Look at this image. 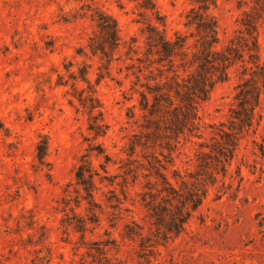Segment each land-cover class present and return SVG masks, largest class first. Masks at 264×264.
I'll return each mask as SVG.
<instances>
[{
  "label": "rangeland",
  "instance_id": "374dc122",
  "mask_svg": "<svg viewBox=\"0 0 264 264\" xmlns=\"http://www.w3.org/2000/svg\"><path fill=\"white\" fill-rule=\"evenodd\" d=\"M94 1L118 19L124 41L137 37V45L145 46L142 30L146 21L139 15L136 2ZM81 4L80 0H0V264H35L39 256L48 253L46 247L51 251L52 264H98L90 253L97 255L96 243L106 239H115L118 244L108 248L109 258L122 259L124 264H264V118L257 131L241 141L230 174L210 189L187 230L159 245L149 256L150 262L140 256L144 252L140 238L123 236L124 221L133 217L146 225L145 233L149 234L146 210L133 204L145 179L131 188V199L125 205L134 212L124 211V220L115 227L105 213L101 225L87 233L85 242L81 233L66 230L62 224L63 198L67 184L76 183L75 168L81 156L92 143L101 145L118 162L111 163V173H118L121 159L130 157L131 138L140 129L129 117L139 95L130 99L134 76H127L125 47L121 50L123 60L113 63L112 76L98 86L109 124L105 136L87 140L92 136L88 115L78 112L77 100L70 102V84L58 85L59 74L68 79L67 61H83L78 48L88 43L94 29L90 19L74 18ZM158 5L166 17L169 36L178 30L189 31L185 26L191 7L188 0H158ZM214 13L219 20L220 46H224L239 28L241 10L237 0H218ZM260 43L264 57V29ZM89 62L94 63L91 78L95 82L98 59ZM240 81V73L232 68L229 80L215 86L200 108L203 137L183 141L174 154L175 168L184 174L195 170L199 143L217 131L215 125L228 120ZM136 112L140 114L138 109ZM40 135H47L50 141L45 165L37 156ZM139 153L143 159L141 148ZM93 160L104 173L100 168L104 156H93ZM224 181L233 187H225ZM99 186L108 190L100 182ZM103 190L97 197L104 202ZM78 211L85 212L84 208ZM33 220L35 228H30L28 223ZM42 225L50 233L45 245L36 242Z\"/></svg>",
  "mask_w": 264,
  "mask_h": 264
},
{
  "label": "trees",
  "instance_id": "16d2710c",
  "mask_svg": "<svg viewBox=\"0 0 264 264\" xmlns=\"http://www.w3.org/2000/svg\"><path fill=\"white\" fill-rule=\"evenodd\" d=\"M80 1L82 4L74 18L90 19L94 29L88 43L78 48L77 54L84 58L83 61H67L68 79L59 74L58 85L70 84L72 91L67 93L73 97L70 102L74 104L77 100L78 112L82 110L88 115V130L92 136L87 140L105 136L109 124L98 86L112 76L113 63L123 60L121 50L125 47L127 76H134L130 99L139 95L138 104L130 108L129 117L135 119L140 129L131 138L130 157L121 159L118 173H111V163L118 162L101 145L95 147L92 143L81 156L75 168L76 183H68L65 189L62 224L67 231L72 229L81 233L84 242L87 233L101 225L102 214H109V221L115 227L124 220V211L134 212L125 205L131 199V188L145 179L142 189L136 191L139 199H133V204L138 203L146 210L144 219L150 225L149 234L145 233L146 225L133 217L124 221L123 236L140 238L144 251L140 256L150 262L149 256L156 253L159 245H166L187 230L188 223L208 198L210 189L230 174L241 141L255 133L263 121L264 57L260 34L264 29V0H237L241 10L239 28L224 46H220L219 20L214 13L218 0H188L191 7L185 15V26L189 31L178 30L174 36L168 34L166 17L158 0H132L146 21L142 30L146 36L144 47L137 45V37L124 41L118 19L94 0ZM96 58L98 70L93 82L94 63L89 59ZM76 65L77 69H74ZM232 68L240 73L241 81L235 88L229 118L215 125L217 131L199 143L196 168L184 174L175 168L174 154L183 141L185 143L193 136L203 137L201 105L210 99L217 84L229 80ZM120 71H123L122 67ZM136 109L140 111L139 115ZM40 138L37 156L40 164L45 165L50 141L47 135H40ZM139 148L143 151V159ZM93 156H104L105 161L100 162L104 173L95 165ZM238 176H241L240 171ZM99 182L108 190L104 191ZM224 186L232 188L233 183L224 181ZM101 190L106 197L105 203L97 197ZM82 208L85 212L78 211ZM35 223L33 220L28 226L35 228ZM49 238V228L40 226L36 242L45 245ZM96 244L97 255H90L94 261L98 260V264H124L122 259L114 260L107 255L108 248L118 247L115 239ZM46 249L48 253L39 256L35 264H52L51 251Z\"/></svg>",
  "mask_w": 264,
  "mask_h": 264
}]
</instances>
